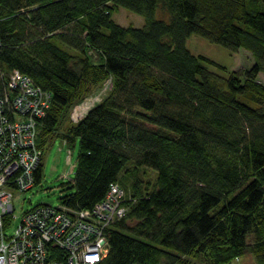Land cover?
<instances>
[{"label":"trees","instance_id":"obj_1","mask_svg":"<svg viewBox=\"0 0 264 264\" xmlns=\"http://www.w3.org/2000/svg\"><path fill=\"white\" fill-rule=\"evenodd\" d=\"M120 6L144 24H118ZM193 33L246 48L252 65L243 76L210 69L186 47ZM13 69L51 94L41 159L56 137L78 144L60 202L92 208L112 182L126 192L99 264H231L246 253L264 264V0H0V72ZM142 167L155 170L144 188Z\"/></svg>","mask_w":264,"mask_h":264},{"label":"built area","instance_id":"obj_2","mask_svg":"<svg viewBox=\"0 0 264 264\" xmlns=\"http://www.w3.org/2000/svg\"><path fill=\"white\" fill-rule=\"evenodd\" d=\"M100 93L85 98L89 108L102 98ZM50 99V92L28 74L0 72V264H99L109 252L110 227L128 209L123 186L112 182L92 208L38 203L15 213L14 191L40 182L37 126ZM76 105L70 114L74 121L84 115H72ZM69 167L61 177L71 180L75 163Z\"/></svg>","mask_w":264,"mask_h":264},{"label":"rangeland","instance_id":"obj_3","mask_svg":"<svg viewBox=\"0 0 264 264\" xmlns=\"http://www.w3.org/2000/svg\"><path fill=\"white\" fill-rule=\"evenodd\" d=\"M156 17L168 19L167 14H163L160 10L156 11ZM113 19L120 25L141 27L144 24V17L134 11L125 8L118 7L113 13ZM186 47L189 51L195 55H202L216 64H208L209 68L217 72H223L221 68L216 65H222L226 70H235L241 76L243 70L250 67L253 63V57L251 53L243 47L237 50H231L230 48L216 42H212L207 38L198 35L191 34L186 39ZM258 80L264 84V72L260 71L258 74ZM110 81L104 83V85L97 90L100 92V96H104L110 87ZM97 92L89 96H95ZM87 96V97H89ZM85 100V99H84ZM83 100V101H84ZM78 104V103H77ZM44 154L42 156V174L41 181L34 185L31 189L24 191H14L12 203L14 205V211L16 214H21L23 210L38 204L49 203L57 205L61 201V197L67 192L68 178H62L61 176L70 170L71 164L76 161L78 153V144L73 147L67 146L64 140L60 137H56L52 140L47 147H44ZM70 157V160L68 159ZM155 170L149 167H142L139 170L138 176L142 180V188L146 186L148 182H153ZM74 177V171L69 175V178ZM149 185V184H148ZM231 264H256L252 253H246L243 256L233 259Z\"/></svg>","mask_w":264,"mask_h":264},{"label":"bare ground","instance_id":"obj_4","mask_svg":"<svg viewBox=\"0 0 264 264\" xmlns=\"http://www.w3.org/2000/svg\"><path fill=\"white\" fill-rule=\"evenodd\" d=\"M89 106H90V104H89L88 99L84 100L81 103H78V105H76V108L74 109V112L72 115L74 117L82 116L89 109Z\"/></svg>","mask_w":264,"mask_h":264}]
</instances>
